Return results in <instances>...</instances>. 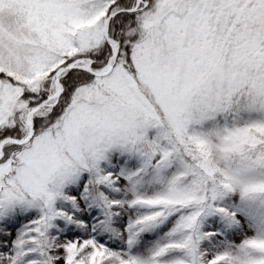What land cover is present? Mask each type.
Returning a JSON list of instances; mask_svg holds the SVG:
<instances>
[{"label": "snow or ice", "instance_id": "snow-or-ice-1", "mask_svg": "<svg viewBox=\"0 0 264 264\" xmlns=\"http://www.w3.org/2000/svg\"><path fill=\"white\" fill-rule=\"evenodd\" d=\"M0 264H264V0H0Z\"/></svg>", "mask_w": 264, "mask_h": 264}]
</instances>
